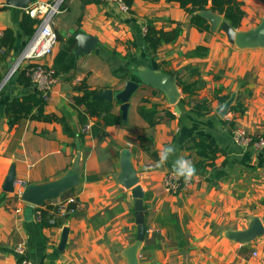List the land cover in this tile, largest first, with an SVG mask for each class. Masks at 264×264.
<instances>
[{
	"label": "crops",
	"instance_id": "obj_1",
	"mask_svg": "<svg viewBox=\"0 0 264 264\" xmlns=\"http://www.w3.org/2000/svg\"><path fill=\"white\" fill-rule=\"evenodd\" d=\"M6 1L0 0V33L14 30L16 43L8 54L0 48V264H17L21 241L34 264H129L137 223L131 189L121 178L126 155L145 193L147 232L137 252L139 264H264V233L248 243L227 235L247 229L254 217L264 226V148L241 147L231 135L239 126L264 138V47L239 48L221 28L200 31L173 0H135L127 12L112 1L65 0L52 24L57 43L42 59L60 71L45 110L63 119L74 135L59 121L24 119L10 126L6 103L32 88L19 85L15 73L9 76L29 36L21 27L27 8ZM37 1L51 0H33L27 7ZM241 1L245 16L238 30L256 28L264 0ZM36 19L37 30L41 19ZM149 22L164 31L180 24L182 30L177 40L152 52L145 40ZM201 45L207 46L206 55L192 53ZM72 61L75 68L65 71ZM138 66L175 75L179 102L171 105L161 90L139 83L127 111L114 99L120 120L95 137L98 119L81 124L85 106L73 105V97L82 95L75 87L86 81L99 94L119 93L137 79ZM199 105L206 110L196 109ZM142 109L156 110L160 120L151 125ZM200 139L219 148L213 166L194 144ZM168 145L192 160L197 171L190 187L178 193L164 186L171 160L154 166L159 149ZM78 153L80 184L70 194L87 209L58 217L54 225L38 222L34 209L15 196V181L28 186L57 180ZM11 176L14 190L8 191Z\"/></svg>",
	"mask_w": 264,
	"mask_h": 264
},
{
	"label": "trees",
	"instance_id": "obj_2",
	"mask_svg": "<svg viewBox=\"0 0 264 264\" xmlns=\"http://www.w3.org/2000/svg\"><path fill=\"white\" fill-rule=\"evenodd\" d=\"M86 2H100L102 0H85ZM127 4L129 11L132 9V5L135 0H124ZM178 2L183 9L190 16V24L200 31L210 32V23L208 19L203 17L200 13L211 9L213 12L222 14L224 20L227 21L232 27L238 29L241 26L243 18L245 16V11L243 9L241 0H173ZM38 20L28 13H24L21 27L23 31L29 36V38L34 34L36 30V25ZM180 24L176 28L168 31L162 29H157L151 22L147 24L145 40L149 49L155 52L162 44L171 43L177 40L181 33ZM16 43V35L14 30L6 29L0 33V48L5 50V54L10 53ZM194 54L206 55L208 53L207 46L201 45L193 50ZM36 63L27 64L24 67L19 68L15 72L16 80L19 85L32 88L30 92L13 97L9 100L4 108V113L8 120L10 126H14L20 123L24 119L39 120L45 122L59 121L64 125L66 133L69 135H74L68 124L56 115L47 114L45 107L47 105L46 100H44L42 92L35 89L33 86L31 72L32 68ZM52 67V66H51ZM53 68V67H52ZM75 68V63L72 61L67 64L65 71ZM54 69V68H53ZM55 74L60 71L55 68ZM54 69V70H55ZM78 91H81L82 95H77L73 97V105L85 106V111L80 114L81 124H85L89 118L96 117L98 121L92 126V134L100 138L107 130L110 125L117 124L120 120L119 116L113 112V103L106 99H97L96 95L100 91L91 89L86 81H81L76 87ZM185 91L191 90V87L185 86ZM200 106V105H199ZM197 107L198 110H206L204 105ZM208 111V109H207ZM144 117L150 122L151 125H155L160 118L157 117L156 110L146 111L141 110ZM200 113V112H199ZM166 115L168 117H174V115L167 111ZM81 138L84 137L83 133H79ZM195 146L199 149L200 154L203 156V160L206 165L213 166L216 153L219 148L210 141L205 139H200L195 141ZM73 191L64 193L63 195H69ZM44 223L47 224L46 218L48 217V211L43 210Z\"/></svg>",
	"mask_w": 264,
	"mask_h": 264
},
{
	"label": "water",
	"instance_id": "obj_3",
	"mask_svg": "<svg viewBox=\"0 0 264 264\" xmlns=\"http://www.w3.org/2000/svg\"><path fill=\"white\" fill-rule=\"evenodd\" d=\"M33 0H7V5H12L21 8H27L30 2ZM203 17L208 19L210 23V30L217 31L221 28L229 42L239 48H258L264 47V17L260 24L251 30L242 31L232 27L227 21L224 20L222 14L213 12L212 10L202 11L200 13ZM137 79L129 80L123 91L114 93L112 89H106L102 93L96 95L97 99H106L113 102L114 99H118L122 102V109L127 111L129 105V99L131 94L138 88L139 83H145L152 87L161 90L167 97L168 102L171 105H175L181 98V92L179 89L177 77L172 74L164 73L158 69H152L146 66L137 67ZM81 154L78 153L77 159L72 168L61 178L49 181L38 185H28L23 192V199L26 202L43 205L47 200L57 198L60 195L72 190L74 187L80 184L81 178ZM124 170L121 176L124 185L131 189L134 198V210L136 214L137 223V242L133 248V254L129 259V264H139L137 259V252L141 247L145 235L147 232V226L145 224V193L142 187L138 183V177L131 167L130 157L126 155L124 158ZM6 190L13 191V176L8 179V187ZM68 229L64 230V237L61 242L63 247L66 243V233ZM264 233V226L261 220L257 217L252 219V222L247 229L243 231H230L228 237L239 243H248L254 240L256 237Z\"/></svg>",
	"mask_w": 264,
	"mask_h": 264
},
{
	"label": "built area",
	"instance_id": "obj_4",
	"mask_svg": "<svg viewBox=\"0 0 264 264\" xmlns=\"http://www.w3.org/2000/svg\"><path fill=\"white\" fill-rule=\"evenodd\" d=\"M65 0H51V1H37L36 3L27 7L26 11L33 17L41 19L37 30L29 38L9 76H12L18 68L26 62L36 63L32 68L31 78L33 86L42 92L44 100L48 101L57 76L55 70L46 65L42 59L47 56L57 43V34L53 30L54 17L61 12ZM115 2L121 10L128 11V6L124 0H105ZM89 125H86L84 130H87ZM231 135L236 144L241 147H253L255 149L264 148V138L262 136H254L246 129L236 126L231 129ZM194 180L190 183H185L183 179L177 180L172 172H169L164 181L165 188L172 193H178L182 189H188ZM15 196L25 202L28 206L34 209L35 219L38 222H43V210L48 211L46 222L48 225H54L58 217H64L70 214H76L87 209V204L83 202L78 195H60L57 198L47 200L43 205H35L26 202L22 195L26 189V183L20 179L15 181ZM17 264H34L28 256L27 244L21 241L16 246Z\"/></svg>",
	"mask_w": 264,
	"mask_h": 264
},
{
	"label": "clouds",
	"instance_id": "obj_5",
	"mask_svg": "<svg viewBox=\"0 0 264 264\" xmlns=\"http://www.w3.org/2000/svg\"><path fill=\"white\" fill-rule=\"evenodd\" d=\"M176 153L177 149L174 145L162 146L158 152L159 159L154 166L164 167L171 160V171L174 177L177 180L183 179L186 184L192 182L197 177L195 165L192 160Z\"/></svg>",
	"mask_w": 264,
	"mask_h": 264
},
{
	"label": "rangeland",
	"instance_id": "obj_6",
	"mask_svg": "<svg viewBox=\"0 0 264 264\" xmlns=\"http://www.w3.org/2000/svg\"><path fill=\"white\" fill-rule=\"evenodd\" d=\"M223 31V30H222ZM224 32V31H223ZM225 33V32H224ZM226 35V34H225Z\"/></svg>",
	"mask_w": 264,
	"mask_h": 264
}]
</instances>
